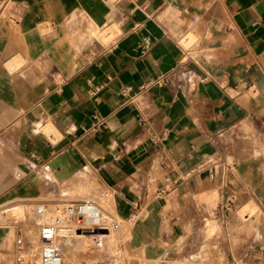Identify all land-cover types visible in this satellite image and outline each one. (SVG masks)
<instances>
[{
	"label": "crops",
	"instance_id": "1",
	"mask_svg": "<svg viewBox=\"0 0 264 264\" xmlns=\"http://www.w3.org/2000/svg\"><path fill=\"white\" fill-rule=\"evenodd\" d=\"M263 15L264 0H0V207L41 194L45 164L87 170L152 258L202 252L204 229L235 225L237 208L264 214ZM209 156L214 178L191 172ZM166 175L182 179L161 197ZM214 236V264H264L262 237Z\"/></svg>",
	"mask_w": 264,
	"mask_h": 264
},
{
	"label": "rangeland",
	"instance_id": "2",
	"mask_svg": "<svg viewBox=\"0 0 264 264\" xmlns=\"http://www.w3.org/2000/svg\"><path fill=\"white\" fill-rule=\"evenodd\" d=\"M41 176L45 184L41 194L35 195L26 204L14 203L0 207L23 204L25 208L23 214L16 209L7 212L6 218L11 220L0 224V264H33L38 259L39 228L34 223L37 204L46 203L49 214H56L58 206L65 208L85 198L91 199L101 208L104 221L110 224L109 229L64 238L62 250L66 264H199L194 257L195 251L169 258L147 256L146 246L137 243L134 238L133 220L118 213L115 195L92 172L80 170L74 178H61L52 170H44ZM239 209L233 212L234 217L239 219L235 225L232 221L227 227L208 225L204 229L208 242L202 252H208L211 260L212 256L217 258L212 241L214 234L220 230L230 234L248 232L256 240L260 237L264 239V214L258 211V207L246 215H241ZM15 211L17 215L12 217ZM118 222L119 225L115 226ZM21 235L24 236L22 248L18 245V237ZM232 245L241 249L245 243L238 241Z\"/></svg>",
	"mask_w": 264,
	"mask_h": 264
},
{
	"label": "built area",
	"instance_id": "3",
	"mask_svg": "<svg viewBox=\"0 0 264 264\" xmlns=\"http://www.w3.org/2000/svg\"><path fill=\"white\" fill-rule=\"evenodd\" d=\"M261 21L264 23V15ZM173 71L174 70L157 78H151L141 87V90L150 88L154 85H162L170 82ZM180 73L185 83L189 84L192 81V76L189 74L188 70H182ZM131 93V86L123 87L122 94L128 98V101L135 102L137 95L136 93ZM140 121L144 122L145 118L141 116ZM167 138L168 133L165 130L161 132H154L151 136L152 143L159 149L164 148ZM218 165L219 163L217 158L215 156H209L205 162L200 163L197 167L193 168L191 172L208 168L210 177L214 178ZM43 169L50 171L52 170V167L50 164H45ZM181 179V177L166 175L163 179L162 185L158 189V196L164 197L169 194L170 191L179 184ZM109 191L111 193L113 192L112 189H109ZM108 193L109 192H107V194ZM113 194L115 195L114 192ZM233 202L234 197L231 196L223 203L222 206L228 211L232 209ZM20 206L21 205H15L8 208H0V224L9 222L11 218H6L7 212L11 211L12 208L13 210H18L17 208ZM48 207L49 206L46 203L42 202L37 204L35 209L34 223L39 228L40 251L38 259L33 264H66L62 250V240L64 238L76 234H84L97 230L103 231L105 229H109L110 224L104 221L101 208L89 198L76 201L65 208L58 206V212L56 214H49ZM138 207L139 204L136 203L134 208L138 209ZM133 213L134 214L132 215V218L135 216V214H137V211L134 210ZM16 215L17 214L12 213L11 216L15 217ZM114 225H119V222L118 224ZM23 244L24 236L21 235L18 237V245L20 248H22ZM169 257H172V255L170 254V251H166L163 258ZM194 257L197 259V261H199V264H214L217 262V260H211L207 254L200 251L195 252ZM247 258V255L232 256V258H230L227 262L229 264H247Z\"/></svg>",
	"mask_w": 264,
	"mask_h": 264
}]
</instances>
